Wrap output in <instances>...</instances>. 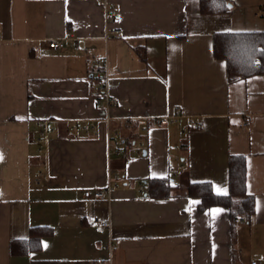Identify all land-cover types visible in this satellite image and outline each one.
Instances as JSON below:
<instances>
[{
  "label": "crops",
  "instance_id": "0c3cea01",
  "mask_svg": "<svg viewBox=\"0 0 264 264\" xmlns=\"http://www.w3.org/2000/svg\"><path fill=\"white\" fill-rule=\"evenodd\" d=\"M222 32H264V0L211 15L200 0H0V264L264 262V74L229 83ZM233 155L246 156L251 221L147 196L144 180L166 177L227 195ZM32 227L50 232L14 254Z\"/></svg>",
  "mask_w": 264,
  "mask_h": 264
},
{
  "label": "trees",
  "instance_id": "16d2710c",
  "mask_svg": "<svg viewBox=\"0 0 264 264\" xmlns=\"http://www.w3.org/2000/svg\"><path fill=\"white\" fill-rule=\"evenodd\" d=\"M231 0H200L202 14H220L230 10ZM214 57L227 65L229 83L264 74V32H222L214 34ZM246 156L233 155L229 161V194L219 195L211 182H189L178 184L172 178H149L144 180L149 198L162 199L174 196L200 199L201 212L212 207L229 209L232 227L239 218L251 221L256 213V199L246 188ZM50 232L48 227H32L25 240H14L11 250L14 254H26L41 245L43 235Z\"/></svg>",
  "mask_w": 264,
  "mask_h": 264
},
{
  "label": "built area",
  "instance_id": "2783aa9c",
  "mask_svg": "<svg viewBox=\"0 0 264 264\" xmlns=\"http://www.w3.org/2000/svg\"><path fill=\"white\" fill-rule=\"evenodd\" d=\"M114 19H115V10L114 9L108 10L107 20L112 21ZM112 33L119 34L120 31L119 30H113ZM69 36L71 39H74L72 34H69ZM63 47H64V43L62 41H52L50 43V48H52L54 50H58V49H61ZM98 64H100L99 61H98ZM107 91H108L107 90V84H106V81L104 79L102 85L100 86V94H101L102 98L105 99L106 105L108 107L114 106V104L116 103V100L113 97H111ZM183 114H184V112L182 110H177L175 116L179 117ZM157 122L161 125H165L168 123V120L164 118V119L157 120ZM189 122H190L191 126H193L195 128L200 129L202 127L198 122L195 121L194 118H190ZM118 138H119L118 134L114 135L113 137H110V143L112 142L114 150H115V154H117V155L122 152L121 145L117 141ZM108 191H109V188L106 190H98L95 192L87 190L84 192V195L86 198L103 199L107 196ZM109 226H110V224L108 222H100V223H98L97 227H98V230L100 232H102L106 228H108ZM116 248H117L116 246L112 247V249H116ZM250 264H264V262L261 259L254 258L251 260Z\"/></svg>",
  "mask_w": 264,
  "mask_h": 264
}]
</instances>
